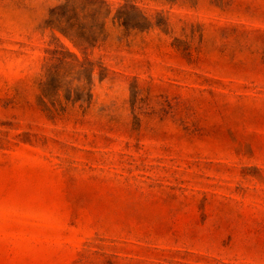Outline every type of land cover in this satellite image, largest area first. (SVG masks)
I'll list each match as a JSON object with an SVG mask.
<instances>
[{"label": "rangeland", "instance_id": "374dc122", "mask_svg": "<svg viewBox=\"0 0 264 264\" xmlns=\"http://www.w3.org/2000/svg\"><path fill=\"white\" fill-rule=\"evenodd\" d=\"M0 264H264V0H0Z\"/></svg>", "mask_w": 264, "mask_h": 264}]
</instances>
